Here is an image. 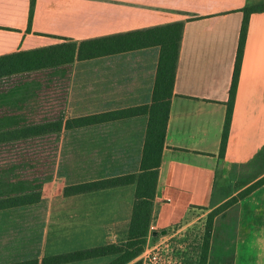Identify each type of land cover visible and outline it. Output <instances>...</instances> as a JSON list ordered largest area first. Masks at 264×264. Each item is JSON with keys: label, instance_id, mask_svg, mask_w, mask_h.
Wrapping results in <instances>:
<instances>
[{"label": "crops", "instance_id": "0c3cea01", "mask_svg": "<svg viewBox=\"0 0 264 264\" xmlns=\"http://www.w3.org/2000/svg\"><path fill=\"white\" fill-rule=\"evenodd\" d=\"M29 4L30 0H0V56L55 46L66 40L79 42L184 23L153 215L144 250L137 260H145L147 252L156 247L155 243L163 238L161 231H166L165 237H173L174 229L191 211L215 210L236 195L224 187L235 181L240 169H245L246 162L264 146V12L249 17L233 105L235 132L229 137L224 157L219 158L225 102L243 17L240 10L264 4V0H35L28 30ZM158 56L159 48L150 47L76 60L67 69L34 72H45L40 76L44 82L12 84V103L22 109L19 118L23 123L55 119L65 122L149 105ZM9 89L2 93L5 95ZM147 120V115H139L75 129L62 128L42 138H47L56 150L52 176L45 182L59 179L55 173L59 146L56 135L63 132L77 142H69L68 151L93 158L77 166L84 165L89 172L99 174L86 181L137 174ZM76 183L80 182L66 183L62 179V188L46 193L43 181L38 204L0 213L45 204V226L54 212H60L67 222L63 236L69 245L97 247L124 242L135 185L63 196L64 188ZM233 207L223 224L222 240L217 247L211 243L206 264H264V184ZM227 215L223 211L216 216L213 226L218 217ZM213 229L217 231L216 227ZM153 232L158 234L153 236ZM107 257L108 261L98 264L113 259ZM32 258L39 259L18 261ZM12 262L16 261L3 264Z\"/></svg>", "mask_w": 264, "mask_h": 264}, {"label": "trees", "instance_id": "16d2710c", "mask_svg": "<svg viewBox=\"0 0 264 264\" xmlns=\"http://www.w3.org/2000/svg\"><path fill=\"white\" fill-rule=\"evenodd\" d=\"M34 4L35 0H30L28 30L32 21ZM240 12H242L243 17L228 90V99L225 102L226 113L218 152L219 158L224 157L229 137L231 133L235 132L233 105L249 17L251 14L264 12V4L247 6L241 9ZM183 27V22H175L79 42L66 40V42L55 46L30 51H17L0 56V79H2L40 72L46 69L59 67L67 69L76 60H90L150 47L159 48L152 97L149 105L98 115L70 118L65 122L55 119L43 123H23L21 122V117L19 118V116H22L20 112L22 109L17 104L12 103L13 99H11V92L15 88H10L5 95L0 91V146L14 145L18 148L15 155H3L4 157L0 158V161L6 158L12 162V164L7 162L6 167L2 165L0 211L35 205L41 201L42 184L43 181L50 179L52 176L56 152L54 144L47 142V138H42L58 133L62 128L75 129L139 115L148 116L139 172L137 174L80 182L65 187L63 190V196H73L135 185L134 201L126 240L120 244L107 243L88 249L42 257L41 259L32 258L7 264H71L107 256L113 257L107 264H143L137 258L144 250L153 215V202L164 149ZM251 162L259 171L258 176L264 173V146L258 150ZM12 170L16 171L14 176H11ZM28 170L29 172L25 173ZM262 184H264V175L242 190L236 197L230 198L209 214L198 264L207 263L213 218L238 203V201Z\"/></svg>", "mask_w": 264, "mask_h": 264}, {"label": "rangeland", "instance_id": "374dc122", "mask_svg": "<svg viewBox=\"0 0 264 264\" xmlns=\"http://www.w3.org/2000/svg\"><path fill=\"white\" fill-rule=\"evenodd\" d=\"M43 73L45 72L2 78L0 79V91L5 88L9 89L12 84V86H21L29 82H44L40 78ZM68 134L69 133L67 132H63L56 135V140L59 146L55 173L57 179H59L52 183L44 181L43 188L46 193L62 188V186L65 185L62 184V179L66 180V183H75L99 176V174L95 172H89L86 170L84 165L82 168L79 166L80 169L77 167L83 163L87 164V162L93 158H86L83 153H75L72 150L68 151L69 142L71 144L77 143L75 140H71L73 137ZM16 149L17 146L14 145L0 146L1 154L6 156L15 155ZM3 155L0 158L4 157ZM5 159L0 161V176H2L1 165H5L9 161ZM251 161L252 158L246 162L245 169H240L236 175L235 181H229L227 186L224 187L228 193L231 191L236 193L233 197H236L242 190H244L245 188L243 189V187L245 185L252 183L257 179L259 171L253 165L250 168L249 165L252 164ZM69 169L70 171L68 172ZM28 172L29 170L25 173ZM15 174V170L11 172V176H14ZM233 206L234 205L224 211L229 214L227 217H218L214 223L215 226H213L212 223L209 248H211V243L217 247V244L222 240L221 230L224 222L233 213L231 212L233 211ZM45 209L46 205L43 204L30 209L11 210L0 213V264L10 261H18L29 257H39L40 259L42 257L93 247L87 245L80 246L79 243L75 244L78 245L76 247L75 245H69L68 239L63 236V233L66 231L65 223L67 222L62 220L60 212H54L53 217L50 218L51 220H49L45 226ZM212 211L213 210L210 211L209 209H197L191 211L190 216L186 218L180 226L174 229L173 237L169 238V236H163V238L155 243L156 247L161 250L160 254L163 264H198L208 216ZM220 214H222V212L218 215ZM214 220L215 218H213V222ZM214 227H216V232L213 231ZM228 230H230V227ZM45 231L47 235L45 234ZM177 231L179 232L176 233ZM218 246L222 247L221 244ZM107 258L109 257L91 259L71 264H98L103 260H107Z\"/></svg>", "mask_w": 264, "mask_h": 264}, {"label": "built area", "instance_id": "2783aa9c", "mask_svg": "<svg viewBox=\"0 0 264 264\" xmlns=\"http://www.w3.org/2000/svg\"><path fill=\"white\" fill-rule=\"evenodd\" d=\"M161 250L158 247H154L152 250L147 252L143 264H163L161 257Z\"/></svg>", "mask_w": 264, "mask_h": 264}, {"label": "water", "instance_id": "95a60500", "mask_svg": "<svg viewBox=\"0 0 264 264\" xmlns=\"http://www.w3.org/2000/svg\"><path fill=\"white\" fill-rule=\"evenodd\" d=\"M157 234H158L157 232H153V236H156ZM160 235L162 236L166 235V231L165 230L161 231Z\"/></svg>", "mask_w": 264, "mask_h": 264}]
</instances>
